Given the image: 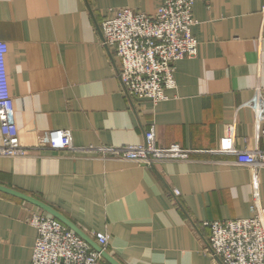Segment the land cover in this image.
Instances as JSON below:
<instances>
[{"label": "crops", "instance_id": "0c3cea01", "mask_svg": "<svg viewBox=\"0 0 264 264\" xmlns=\"http://www.w3.org/2000/svg\"><path fill=\"white\" fill-rule=\"evenodd\" d=\"M162 2L0 0L9 90L29 148L0 157V184L51 205L95 242L108 234L106 251L121 264H218L206 222L251 215V170L220 140L234 125L238 148L258 144L245 104L264 84V0H195L198 53L176 63L177 86L154 106L125 96L99 22L111 8L154 14ZM151 124L159 147L179 144L192 158L150 167L48 145L54 129L70 131L76 148L140 144ZM259 176L264 201V168ZM33 213L48 214L0 191V264H30Z\"/></svg>", "mask_w": 264, "mask_h": 264}, {"label": "built area", "instance_id": "2783aa9c", "mask_svg": "<svg viewBox=\"0 0 264 264\" xmlns=\"http://www.w3.org/2000/svg\"><path fill=\"white\" fill-rule=\"evenodd\" d=\"M194 2L163 0L154 14L128 7L111 8L100 20L102 43L119 59L118 78L129 100L148 99L155 106L169 99L168 90L177 86L176 63L198 53L199 41L192 32L197 23ZM262 13L264 16V6ZM8 51V43L0 40V157H21L29 148L21 143L15 120L6 65ZM245 105L255 114L258 144L249 149L238 148L234 125H229L220 140V151L235 154L237 163L251 170V215L206 222L211 231L208 252L218 264H264V201L259 176L264 168V84L255 88ZM47 135L52 149L86 151L150 167L190 160L194 152L179 144L159 147L155 124L146 129L142 143L122 146L76 148L68 130L54 129ZM173 191L179 195L178 190ZM29 220L37 229L30 264H100L103 259L100 251L54 216L33 213ZM94 237L106 250L108 234L96 232Z\"/></svg>", "mask_w": 264, "mask_h": 264}, {"label": "water", "instance_id": "95a60500", "mask_svg": "<svg viewBox=\"0 0 264 264\" xmlns=\"http://www.w3.org/2000/svg\"><path fill=\"white\" fill-rule=\"evenodd\" d=\"M0 191H3L5 193L11 194L19 198H22L24 200H27L29 202H32L33 204L42 208L45 212L59 219L64 224H66L69 228H71L76 233H78L81 237H83L86 241H88L92 245L94 249H96L97 251H100L103 257L108 259L112 264H121L113 256H111L108 251L104 250L101 246H99L97 242H95V240H93L87 233H85L81 228H79V226H77L72 220H70L67 216H65L63 213H61L59 210L55 209L51 205L47 204L46 202L40 199L35 198L34 196H31L29 194H26L19 190L7 187L2 184H0Z\"/></svg>", "mask_w": 264, "mask_h": 264}]
</instances>
